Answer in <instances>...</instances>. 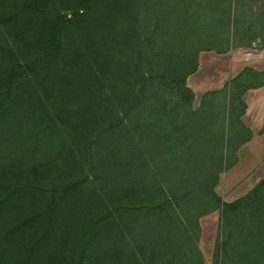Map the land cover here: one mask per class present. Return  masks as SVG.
Wrapping results in <instances>:
<instances>
[{
	"label": "trees",
	"instance_id": "16d2710c",
	"mask_svg": "<svg viewBox=\"0 0 264 264\" xmlns=\"http://www.w3.org/2000/svg\"><path fill=\"white\" fill-rule=\"evenodd\" d=\"M231 0H0V264H264V178L225 203ZM242 73L240 77H244ZM229 96V97H228ZM227 100V101H226Z\"/></svg>",
	"mask_w": 264,
	"mask_h": 264
},
{
	"label": "crops",
	"instance_id": "0c3cea01",
	"mask_svg": "<svg viewBox=\"0 0 264 264\" xmlns=\"http://www.w3.org/2000/svg\"><path fill=\"white\" fill-rule=\"evenodd\" d=\"M244 12L259 15L264 19V0H241ZM261 27H264L263 25ZM264 32H260L251 41H245L234 50L246 51L245 62L249 64L241 71L226 74H205L204 69L209 66L203 63L202 56L215 54H202L199 57L198 71L187 79V87L194 94V101L206 93L219 92L227 87V92L235 94V105L238 107L236 116L238 133L235 139H231L229 170L237 168L242 162L247 171L264 170V152L259 145L264 141ZM256 52V53H255ZM230 53V52H229ZM219 56L227 59L230 54ZM257 54V56H255ZM215 59H213L214 61ZM257 65V66H256ZM246 73L244 77H240ZM198 78L195 90L189 87L192 78ZM200 90V92H199ZM199 93V94H197ZM235 142V143H234ZM259 145V146H258ZM232 157V158H231ZM235 168L233 170H235Z\"/></svg>",
	"mask_w": 264,
	"mask_h": 264
},
{
	"label": "rangeland",
	"instance_id": "374dc122",
	"mask_svg": "<svg viewBox=\"0 0 264 264\" xmlns=\"http://www.w3.org/2000/svg\"><path fill=\"white\" fill-rule=\"evenodd\" d=\"M262 25L264 26V19H261L259 15L255 16L252 13L244 12L243 3L241 2V0H231L229 37L232 49L229 53L230 55L227 59L219 56L216 57L211 54L202 56L204 64L211 65L209 63H213L212 66H209V69H204L203 72H205V74H212L213 72H223V74H226L232 71L234 73H237L244 67H248L249 64L245 62L246 51L242 49H234L240 44H244L243 42L245 41H251L260 32H264V27H261ZM255 56H257V54H255ZM213 59L215 60L213 61ZM197 79L198 78L194 77L190 80L189 87L192 90L196 89L195 85L198 82ZM230 95L231 96L227 102L230 109L227 121V129L230 139H235L239 127L236 120L239 109L235 105L234 92ZM199 100L200 97H198L197 100L194 101L193 108L198 107ZM259 145H261L259 149L264 152V141H262ZM240 163L241 164L237 168L232 167L233 169L235 168V170L231 168V170L228 169V171L222 174L220 182L215 189L216 194L225 203H231L243 197L261 179L264 178V170L247 171L246 167L242 165L243 163ZM199 225L201 228V233L198 248L201 253L203 263L212 264L216 244L220 237L219 214L215 212L205 218H202L199 221ZM226 261V254L223 253L221 255L220 264H225Z\"/></svg>",
	"mask_w": 264,
	"mask_h": 264
}]
</instances>
